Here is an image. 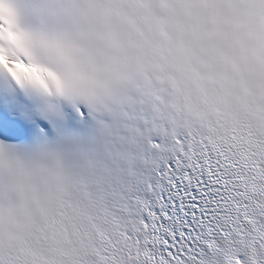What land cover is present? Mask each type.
<instances>
[{
	"label": "snow or ice",
	"instance_id": "obj_1",
	"mask_svg": "<svg viewBox=\"0 0 264 264\" xmlns=\"http://www.w3.org/2000/svg\"><path fill=\"white\" fill-rule=\"evenodd\" d=\"M0 264H264V0H0Z\"/></svg>",
	"mask_w": 264,
	"mask_h": 264
}]
</instances>
